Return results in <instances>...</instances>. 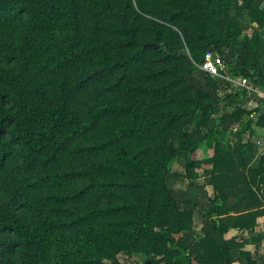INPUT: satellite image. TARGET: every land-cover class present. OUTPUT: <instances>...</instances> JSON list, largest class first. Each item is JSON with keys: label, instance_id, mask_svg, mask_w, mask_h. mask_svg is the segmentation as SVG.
<instances>
[{"label": "trees", "instance_id": "1", "mask_svg": "<svg viewBox=\"0 0 264 264\" xmlns=\"http://www.w3.org/2000/svg\"><path fill=\"white\" fill-rule=\"evenodd\" d=\"M263 3L219 0L223 14L217 17L209 0H194L170 12L193 23L182 30L183 52L200 64L208 51L225 55L223 45L249 27L245 13L264 25ZM161 9V0H0V177L8 182V197L0 199V263L18 249L16 264H120L122 251L160 256L165 264H232L224 235L252 229L264 213V154L256 167L249 165L264 114L253 118L258 108H247L245 100L220 128L211 126L210 92L202 93L208 100L189 102L195 127L208 129L214 149L210 213L222 242L209 232L192 244L175 237L190 231L193 215L167 185L174 151L150 157L149 146L132 148L134 140L141 145L169 134L190 90L177 86L185 75L176 71L167 83L134 85L145 76L148 51L160 64L193 66L180 49L160 56L164 45L145 46L157 42L143 38L146 25L138 18ZM223 15L229 19L224 34ZM17 18L21 35L11 40L1 29ZM247 39L255 61L232 70L264 89L261 39ZM166 72L147 77L160 81ZM165 97L171 108L158 115L157 100ZM64 159L68 163L60 164ZM242 255L254 264L249 252Z\"/></svg>", "mask_w": 264, "mask_h": 264}, {"label": "rangeland", "instance_id": "2", "mask_svg": "<svg viewBox=\"0 0 264 264\" xmlns=\"http://www.w3.org/2000/svg\"><path fill=\"white\" fill-rule=\"evenodd\" d=\"M209 1L216 12V16H221L223 11L220 10L221 6L219 0ZM191 2L193 3L194 0H161V11H150L149 14L144 16L146 18H138L146 25L143 29L145 31L143 38L155 40V42L159 44V48L161 45L165 46V49L161 50L157 55L162 56L166 54L168 50L173 52L176 49H180L181 51L184 48L182 30L191 29L193 23L191 19L186 17H172L171 13L184 8ZM262 7L264 8V3ZM244 18L249 26L246 31L222 47V50L226 52V57L235 63V70L238 68H249L251 63H254L256 58L252 53L254 49L247 38L253 41L257 34H259V39H261L259 61L261 64H264V25L259 26L247 13L244 14ZM228 22L229 19L226 16L223 15L220 18V23L222 24L221 31L223 34L227 32ZM1 31L11 40H18L22 31L21 19H15L7 27H3ZM124 40L125 39H122L120 43L124 42ZM254 44L256 45V42ZM256 51H258V48ZM181 52L183 55L191 57L189 52H183V50ZM191 61H193V66L189 70L187 64L182 60H167L163 64H160L156 54L151 51L146 53L142 60L145 76L140 77L142 75H138L134 80L135 86L141 88L149 85L167 83L177 78V75L174 73V71H176L178 74L185 75L183 83H179L177 86L184 87L188 84L190 90L185 93L187 96V103L183 104V108H177V110L181 112L182 117L177 123V126L172 129L169 134L161 135L157 139L151 140L149 143L144 141L141 145L134 140L132 146L134 149H145L149 146L147 155L150 157H153L154 154L165 155L168 151H174V155L169 164V172L166 180L168 187L177 198L181 209L192 211L193 220L191 222L190 231L184 234H174L175 237L183 235L187 244L194 243L206 232H214L217 236L216 238L220 239L219 233L213 230L214 217L210 213L214 189L212 184V163L208 161V159L212 158L214 149L207 145V138L205 135L208 133V129L195 127L194 117L189 113L191 111L189 102L192 99L200 101L208 100L203 98L202 93L204 91L210 92L215 98L214 101L212 100L214 110L211 111L210 114L211 126L226 128L230 125V115L235 106L249 99L252 101L249 107L250 109H254L258 107L255 104H257L256 102L260 98L257 93L248 96L246 90L238 87L234 82L221 77H218L221 79H216V76L204 73L199 69L200 63L194 61L192 57ZM164 68H167V72L160 77V81L158 78L148 79L147 76L150 73L163 70ZM232 76L238 80V78L243 75L235 73ZM260 76H263V73L260 74ZM250 81L252 85L260 86L254 84V81ZM178 87L176 88L178 89ZM84 96L85 94L81 92L76 94V98L81 100V102L84 100ZM164 99L166 100H157L158 115H161L165 110L171 108V104L167 101V97ZM76 102L79 101L77 100ZM253 118H255V114ZM117 120L119 122L124 121V119L119 116H117ZM166 120L167 118L162 116L160 121L165 122ZM252 149L253 154L249 160L250 163H254L256 158L257 148L255 142L253 143ZM67 163V159L60 161V164ZM5 178L4 176L0 177V199L8 197V195H6L8 182ZM20 253L18 249L17 251L7 252L4 255L3 262L0 264H16ZM159 258L160 256L127 251H122L118 254L120 264H165L160 261ZM183 261L186 263V257H183ZM194 264H197L196 260H194Z\"/></svg>", "mask_w": 264, "mask_h": 264}, {"label": "crops", "instance_id": "3", "mask_svg": "<svg viewBox=\"0 0 264 264\" xmlns=\"http://www.w3.org/2000/svg\"><path fill=\"white\" fill-rule=\"evenodd\" d=\"M260 88L263 89L262 87ZM259 99V102L255 101L257 103L255 105L258 106L255 107L258 108V111L255 113L256 119H260L264 114V104ZM251 103L252 101L248 99L245 106L250 109L249 106ZM257 129L260 136L257 137L251 144V156L253 154V143L255 142L256 144V158L254 163L249 162V165L254 167L259 164V158L264 154V128L257 127ZM262 194L264 195V184L262 185ZM209 233H212L215 237H217L214 232ZM224 237L228 239L229 245L231 247V255L233 258L232 264H248V258L242 255V252H249L254 264H264V213L257 218V223L252 229L239 230L231 228L224 235ZM218 240L222 242V237L220 236V239Z\"/></svg>", "mask_w": 264, "mask_h": 264}, {"label": "built area", "instance_id": "4", "mask_svg": "<svg viewBox=\"0 0 264 264\" xmlns=\"http://www.w3.org/2000/svg\"><path fill=\"white\" fill-rule=\"evenodd\" d=\"M235 63L231 59H228L226 55L219 52L208 51L205 54L204 61L199 65V69L206 74L212 76L225 78L231 82H234L238 87L246 90V94L251 96L253 94H259L261 102L264 104V89L259 86H254L248 77L241 76L236 80L232 75L234 72L232 68Z\"/></svg>", "mask_w": 264, "mask_h": 264}, {"label": "water", "instance_id": "5", "mask_svg": "<svg viewBox=\"0 0 264 264\" xmlns=\"http://www.w3.org/2000/svg\"><path fill=\"white\" fill-rule=\"evenodd\" d=\"M145 46H153L155 48H159V44H157V43H151V42L147 43Z\"/></svg>", "mask_w": 264, "mask_h": 264}]
</instances>
